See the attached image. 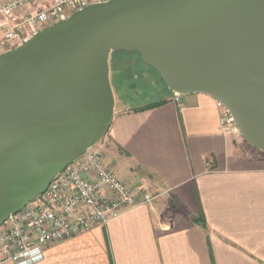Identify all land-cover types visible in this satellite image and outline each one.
<instances>
[{
  "label": "water",
  "instance_id": "95a60500",
  "mask_svg": "<svg viewBox=\"0 0 264 264\" xmlns=\"http://www.w3.org/2000/svg\"><path fill=\"white\" fill-rule=\"evenodd\" d=\"M115 51L221 101L264 152V0L99 2L0 56V226L108 133Z\"/></svg>",
  "mask_w": 264,
  "mask_h": 264
},
{
  "label": "crops",
  "instance_id": "0c3cea01",
  "mask_svg": "<svg viewBox=\"0 0 264 264\" xmlns=\"http://www.w3.org/2000/svg\"><path fill=\"white\" fill-rule=\"evenodd\" d=\"M163 99L116 106L93 147L156 200L51 243L37 264H264V152L224 133L215 98L182 94L178 103L165 91Z\"/></svg>",
  "mask_w": 264,
  "mask_h": 264
},
{
  "label": "built area",
  "instance_id": "2783aa9c",
  "mask_svg": "<svg viewBox=\"0 0 264 264\" xmlns=\"http://www.w3.org/2000/svg\"><path fill=\"white\" fill-rule=\"evenodd\" d=\"M108 0H0L1 47L7 51L29 40L37 32L67 19L72 13ZM42 3L35 12L26 7ZM182 94L173 93L176 102ZM224 133L240 132L227 107L216 100ZM157 195L147 187H130L100 153L91 148L49 184L34 201L12 214L0 226V263L37 264L45 249L90 230L107 225L121 214L151 205Z\"/></svg>",
  "mask_w": 264,
  "mask_h": 264
},
{
  "label": "rangeland",
  "instance_id": "374dc122",
  "mask_svg": "<svg viewBox=\"0 0 264 264\" xmlns=\"http://www.w3.org/2000/svg\"><path fill=\"white\" fill-rule=\"evenodd\" d=\"M6 49L5 45H0V55L4 51L8 52ZM111 82L118 108H135L155 102L167 89L160 74L145 63L138 52L112 53Z\"/></svg>",
  "mask_w": 264,
  "mask_h": 264
},
{
  "label": "trees",
  "instance_id": "16d2710c",
  "mask_svg": "<svg viewBox=\"0 0 264 264\" xmlns=\"http://www.w3.org/2000/svg\"><path fill=\"white\" fill-rule=\"evenodd\" d=\"M166 88H167V87H166ZM166 91H170V90L167 88V89H166ZM162 97H163V95H162V96L160 97V99H159V100H160L159 102H161V103H162L163 101H165V100H166V99H163V100H161V99H162ZM157 101H158V100H157ZM157 101H155V102H157ZM159 102H158V103H159ZM154 105H156V104H155V103H153V104H150V105H148L147 107H151V106H154ZM201 220H202V223H203V224H205V220H204V218H203V217H202V219H201Z\"/></svg>",
  "mask_w": 264,
  "mask_h": 264
}]
</instances>
